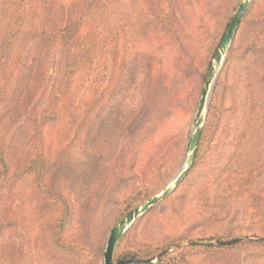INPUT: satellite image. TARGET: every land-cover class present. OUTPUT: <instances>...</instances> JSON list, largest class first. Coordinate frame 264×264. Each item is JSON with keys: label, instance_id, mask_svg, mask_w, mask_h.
<instances>
[{"label": "rangeland", "instance_id": "rangeland-1", "mask_svg": "<svg viewBox=\"0 0 264 264\" xmlns=\"http://www.w3.org/2000/svg\"><path fill=\"white\" fill-rule=\"evenodd\" d=\"M243 1L116 0L114 16L129 46L122 78L112 95L108 69L104 109L94 124L88 118L91 132L80 133L74 144L65 135L56 149L52 138L61 130L73 135L78 119L69 114L57 127L49 115V101L64 86L66 48L52 46L35 57L33 47L19 41L3 54L15 65L13 71L2 65L5 60L0 65V236L11 237L6 251L0 247V264L10 251L16 252L14 264L33 263L25 246L29 237L20 239L22 257L10 243L25 230L14 226L33 176L22 171L43 145L45 153L51 150L49 187L73 207L65 241L76 249L67 257L46 247L51 253L44 260L104 264L110 234L185 167L199 118L202 137L191 169L122 236L114 262L123 255L149 260L164 252L166 257L152 264H264V0H250L214 70L226 28ZM72 12L66 0L60 1L61 17ZM212 82L207 110L199 113ZM45 118L39 141L33 124L39 121L42 130ZM75 168L79 174L69 176ZM214 238L240 242L224 247ZM250 240L263 243L249 246Z\"/></svg>", "mask_w": 264, "mask_h": 264}, {"label": "trees", "instance_id": "trees-1", "mask_svg": "<svg viewBox=\"0 0 264 264\" xmlns=\"http://www.w3.org/2000/svg\"><path fill=\"white\" fill-rule=\"evenodd\" d=\"M60 1L64 0H0V17L2 19L0 65L5 60L2 65H6L8 70H14L15 63L12 66V62L8 61L9 57L3 56V54L12 52L19 41L24 45L32 46L35 57H42L52 46L63 45L66 48L64 86L49 101V115L54 118L51 120V122H55L53 126L57 127L66 123L69 114L77 115L78 119H75L76 131L73 132V135L61 130V133L57 134L59 135L58 138L56 136L52 138L56 139V145L53 141L51 142L53 149L62 145V139L65 135L73 137L71 142L74 144L80 133L83 135L85 131L86 133L91 132V125L94 124L95 119L104 109L107 71L110 69L111 72L108 86L113 95L122 78L121 74L126 67V59L129 53L126 35L123 36L114 16L117 11L114 8L116 0H66L73 11L68 19L61 17V14L58 13ZM230 24L226 28L222 42ZM43 68V63H40L38 70L42 72ZM30 79L32 82L34 81L33 75L30 76ZM0 89H2L1 84ZM88 118H91V125L88 124ZM46 119L42 123V130L39 121L33 124L39 141L43 140L44 129L48 125ZM37 129H40L41 132ZM201 137L202 134L200 139ZM85 138L80 139L81 143L86 144ZM42 148L44 145L22 171V174L33 175L27 187V197L23 201V206L20 207L22 210L21 218L14 224V226L20 225L25 230L18 232L14 241L11 242L12 245L10 243V247L18 249L22 257L24 243L20 239L23 238V235L29 237L30 242L25 246L29 248V254L33 257L32 264H49L43 256L51 253V250H46V247L53 248L52 250L67 257L76 253L75 247L70 246L65 241L69 224L74 215L73 207L67 206L64 200L60 201L62 196L50 189L48 179L49 166H51L52 161L47 153H50L51 150L45 153L46 147L44 150ZM1 164L3 168L7 169V164L2 159ZM79 172L80 169L78 168L71 169L69 176L76 177ZM52 199L60 204L50 207L48 203ZM132 213L127 214L126 218ZM5 223L9 226L12 225L8 221ZM3 236H0L2 242L0 247L6 251L8 239L11 241V237L4 236L3 238ZM214 239L219 246L224 247L234 246L240 242L238 239L227 242H222L220 238ZM228 242L232 243L228 244ZM263 242L250 240L247 245L253 246ZM15 254V251H10L9 255L4 252L1 256V263L11 259V264H14ZM163 257H166L164 252L159 260ZM118 260L141 259L123 255L119 256Z\"/></svg>", "mask_w": 264, "mask_h": 264}, {"label": "water", "instance_id": "water-1", "mask_svg": "<svg viewBox=\"0 0 264 264\" xmlns=\"http://www.w3.org/2000/svg\"><path fill=\"white\" fill-rule=\"evenodd\" d=\"M250 0H244L241 4L238 12L236 13L232 24L230 25V28L221 44L220 50L215 58V66L214 70L219 69V65L221 64L222 59L229 51L230 46L232 45V42L234 40V37L239 29V26L242 22L243 16L245 15V12L249 6ZM216 80V77H215ZM214 82V79H213ZM211 85H207L206 89L203 92L201 103H200V112L202 110H207L209 100L212 93V87L213 83ZM201 119L199 118L196 121L195 126V133L192 138V141L190 143V155L187 159V163L185 167L179 172V174L176 176L173 183L168 186L165 190H163L160 195L153 197L151 200L146 202L142 207L135 210L132 214H130L109 236L107 241V246L104 253V264H152L153 261L162 254H160L156 258H151L149 260H128V261H119L114 262V249L118 242V240L129 230V228L144 214H146L152 207L157 206L163 199H165L169 194H171L181 183L183 178L186 176L188 171L191 169L193 165V161L195 158V154L197 151L199 138L201 135ZM232 242H228V244H231Z\"/></svg>", "mask_w": 264, "mask_h": 264}]
</instances>
